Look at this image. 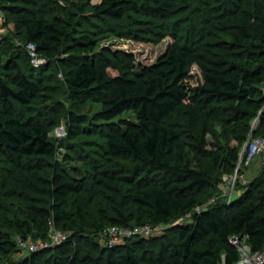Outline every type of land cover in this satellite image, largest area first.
Returning a JSON list of instances; mask_svg holds the SVG:
<instances>
[{"label": "trees", "instance_id": "16d2710c", "mask_svg": "<svg viewBox=\"0 0 264 264\" xmlns=\"http://www.w3.org/2000/svg\"><path fill=\"white\" fill-rule=\"evenodd\" d=\"M45 1L0 0L26 44H35L37 54L49 64L35 74L27 51L13 53L10 44L0 52V63L5 57V64H0V157L27 175L26 220L19 227H33L42 237L56 227L71 237L43 263L34 254L21 264H143L142 252L154 256L156 264H234L238 260L230 243L234 236L246 237L254 251L263 250L264 171L231 205L216 202L195 213L190 224L171 229L155 248L141 239L123 247L90 245L85 210L77 201L71 204V198L83 194L88 185L56 164L58 144L50 136L47 112L28 116L26 111L46 90L42 74L52 65L64 71L71 95H102L98 118L109 123L107 151L134 161L129 175L97 173L96 184L126 188L114 208L116 217L108 216L109 226L169 224L194 211L202 199H211L209 191L216 189L219 172L232 175L236 170L239 150L225 146L219 155L210 153L208 134L218 131L220 124L232 126L244 146L252 123L260 117L254 134L264 137V0H232L230 40L213 44L210 52L180 41L175 30L173 43L156 63L116 78L105 60L116 56L109 51L105 57L95 54L101 25L142 21L132 15L175 19L196 0H101L89 10L80 6L66 15L57 8L44 12L40 4ZM207 19L212 22L214 15L207 12ZM84 26L95 30L82 33ZM194 65L202 73V83L195 88L190 84ZM125 113H132L135 122H113ZM87 123L85 117L71 113L68 141L91 135ZM182 128L191 131L190 145ZM1 195L0 222L5 210ZM106 228L102 223L96 233ZM1 239L0 232V256L13 253L15 248L5 247Z\"/></svg>", "mask_w": 264, "mask_h": 264}, {"label": "rangeland", "instance_id": "374dc122", "mask_svg": "<svg viewBox=\"0 0 264 264\" xmlns=\"http://www.w3.org/2000/svg\"><path fill=\"white\" fill-rule=\"evenodd\" d=\"M232 0H196L191 3V8L179 15L175 19H156L146 18L139 15H132V19L142 20L134 23L127 19L122 24L107 23L101 25L96 32L97 48L95 54L105 57L107 51L116 57H105L110 62L109 74L116 78L122 72L133 74L142 67L156 63L163 56L169 46L173 43L171 35L175 30L179 31V40L182 42L190 41L193 46L203 52H210L213 44L229 41L232 27L230 26L229 14L233 9ZM247 1V0H245ZM101 0H46L41 3L44 12L51 8H57L60 13L76 12V8L83 6L86 10L92 5L99 4ZM207 12L214 15L213 21L207 19ZM226 15V16H225ZM90 16V15H88ZM224 16V17H222ZM51 18V14L48 15ZM78 19H81L77 15ZM91 29L84 26L82 33ZM14 47L13 53L24 55L27 51L25 36L22 30H17L10 21L7 13L0 7V52L10 45ZM28 52V51H27ZM119 56V57H118ZM1 62V61H0ZM32 62V61H31ZM130 63H132L130 68ZM5 64V57L2 63ZM35 74L41 70L35 67ZM43 65H49L48 62ZM1 68V67H0ZM1 72V69H0ZM64 71L55 69L51 66L50 71L44 72L42 78L46 90L41 98L29 107L26 111L28 116H36L39 113L48 118L50 136L58 144V156L56 164L66 170L72 177L85 180L88 189L81 195L73 196L71 204L79 202L90 222L88 236L90 245L97 244L100 248L123 247L126 244H134L136 239H141L150 244H155L160 239H165L167 233L184 224H190L196 213V209L180 218L172 220L166 226H155L148 224V228L139 236H134V232H140L142 227L132 223V227L124 229L117 238L115 245L111 246L112 236L109 226L108 216L116 217L114 208L118 206L121 198L126 192L124 186H119L116 190L96 184L97 173L104 172L115 176L129 175L134 161L127 155H110L105 146L107 127L109 123L98 118L101 112L102 95L83 94L73 96L69 93L65 80ZM191 85L195 88L202 83V73L198 65L190 69ZM71 113L80 114L88 120L86 128L92 130L91 135H84L75 141H68V121ZM219 119V118H218ZM113 122H135L132 113H125ZM176 118L171 121L174 125ZM182 136L186 144L192 141L190 130L182 128ZM207 150L214 154H221L225 146L237 148L239 155L243 146L237 139V129L232 126L226 127L219 125L218 131H212L206 136ZM191 156V155H190ZM192 159V157H191ZM261 174L258 162L252 166H243L238 172L232 175L218 173L215 178L216 189L209 191L211 199H202L200 207H205L208 202L215 199L216 202L227 203L230 196L233 201L240 198L245 188ZM27 175L21 170L16 169L6 163L0 157V194L4 203L5 210L2 213L0 222L1 242L5 247L13 246L15 251L11 254L1 255L0 264H21L34 254H39L43 260L53 256L55 249L71 237L70 234L53 227L46 237L30 227L31 230L19 227V224L26 220L25 191ZM14 190V194L10 192ZM108 225L104 231L96 233L100 224ZM33 248V249H32ZM143 264H156L154 256L150 253H140Z\"/></svg>", "mask_w": 264, "mask_h": 264}, {"label": "built area", "instance_id": "2783aa9c", "mask_svg": "<svg viewBox=\"0 0 264 264\" xmlns=\"http://www.w3.org/2000/svg\"><path fill=\"white\" fill-rule=\"evenodd\" d=\"M27 51L32 59V63H34L35 67H40L47 61L40 57L37 54V49L35 44L29 43L27 45ZM264 110V109H263ZM260 117H258L252 123V130L248 135L247 140L244 143L243 149L241 154L239 155V161L236 166L235 171H239L243 166H252L255 162H258L260 165L261 171H264V137L263 136H256L254 131L257 129L259 125ZM233 202V198L230 196L229 200L227 201V206L231 205ZM216 203L215 199H212L208 202L205 207L198 206L196 208V213H201L202 211L208 209L210 206ZM167 224H162L158 226H166ZM148 227L144 226L140 230V232H134V236H139L144 230ZM128 228L117 227L114 226L110 230L112 239H111V246L115 245L117 242V238L120 233ZM231 245L237 250L238 252V260L234 264H264V249L259 251H254L252 247L248 244L246 237L241 236H234L230 239ZM33 249V248H32ZM224 264V263H222Z\"/></svg>", "mask_w": 264, "mask_h": 264}]
</instances>
